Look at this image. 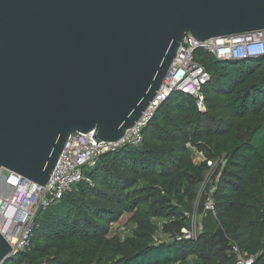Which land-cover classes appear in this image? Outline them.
I'll return each mask as SVG.
<instances>
[{
  "label": "trees",
  "instance_id": "obj_1",
  "mask_svg": "<svg viewBox=\"0 0 264 264\" xmlns=\"http://www.w3.org/2000/svg\"><path fill=\"white\" fill-rule=\"evenodd\" d=\"M195 59L211 76L202 104L173 93L139 145L101 155L38 211L30 246L6 264H237L235 246L264 264V56ZM209 203L228 246L185 238Z\"/></svg>",
  "mask_w": 264,
  "mask_h": 264
},
{
  "label": "water",
  "instance_id": "obj_2",
  "mask_svg": "<svg viewBox=\"0 0 264 264\" xmlns=\"http://www.w3.org/2000/svg\"><path fill=\"white\" fill-rule=\"evenodd\" d=\"M261 30L264 0H0V171L46 186L71 134L126 135L187 35ZM201 227L229 245L214 209Z\"/></svg>",
  "mask_w": 264,
  "mask_h": 264
},
{
  "label": "built area",
  "instance_id": "obj_3",
  "mask_svg": "<svg viewBox=\"0 0 264 264\" xmlns=\"http://www.w3.org/2000/svg\"><path fill=\"white\" fill-rule=\"evenodd\" d=\"M198 50L207 52L222 61L243 60L264 56V30L216 37L198 41L187 35L155 98L140 119L117 142L93 139L95 132L73 133L69 136L63 152L51 174L49 183L40 186L21 175L6 169L0 171V234L11 246V255L25 252L34 236L35 219L39 210L60 200L72 187L84 180V168L94 167L99 157L109 151L130 143L139 145L142 132L153 120L159 108L176 92L188 94L202 104L201 93L211 80L209 72L195 59ZM211 164V163H210ZM207 205V208H213ZM186 239H196L195 230L185 232ZM238 254L237 264H255L254 258L233 248Z\"/></svg>",
  "mask_w": 264,
  "mask_h": 264
},
{
  "label": "rangeland",
  "instance_id": "obj_4",
  "mask_svg": "<svg viewBox=\"0 0 264 264\" xmlns=\"http://www.w3.org/2000/svg\"><path fill=\"white\" fill-rule=\"evenodd\" d=\"M214 165L216 166V164H213V166ZM209 205H211V204L209 203ZM128 218H129V215H125L118 223H113L112 227L115 229V227H117V226L125 225ZM201 218H202V215L196 214V215H194V217L192 219L193 228L197 234L202 231Z\"/></svg>",
  "mask_w": 264,
  "mask_h": 264
}]
</instances>
